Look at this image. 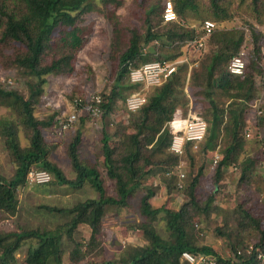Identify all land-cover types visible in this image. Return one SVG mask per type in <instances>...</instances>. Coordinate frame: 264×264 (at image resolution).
<instances>
[{
    "label": "rangeland",
    "instance_id": "374dc122",
    "mask_svg": "<svg viewBox=\"0 0 264 264\" xmlns=\"http://www.w3.org/2000/svg\"><path fill=\"white\" fill-rule=\"evenodd\" d=\"M162 1L86 0L89 12L85 13L82 26L90 29L91 34L86 45L77 54L75 71L69 77L46 76L43 97L33 109L34 117L42 122L48 121L53 113L62 116L68 112H75L76 121L64 134L58 135L57 122H51L42 130L43 142L49 150L48 160L61 170L66 179L73 180L75 173L67 155V148L79 133L78 159L82 164L98 171L107 197L116 198L117 193L115 182L107 177L103 164L102 133L106 132L109 136V145L120 151L126 133H135L132 117L136 119L138 115L136 112L128 113L123 101H118L113 106L110 115L97 120L92 119V116L82 108L94 94L105 95L110 91L118 58L126 49L131 35L144 34L146 11L150 8L155 9L151 19L152 24H156L155 21L160 19ZM170 1L172 3V0ZM194 4L196 8L187 11L180 19L184 25L198 28L204 19L215 20L213 16L215 9L211 0H194ZM215 4L230 16L227 21L221 22L219 27L236 29L249 26L264 37V0H215ZM162 27V24L154 25V30L164 32L166 28ZM62 30L63 28L56 29L52 35V45L46 49L43 63H49L63 52L58 41ZM162 42H154L153 47L157 54H179L180 48L176 45L161 46ZM261 44V48L264 49V39L261 40ZM151 48L148 47L147 52ZM212 48L209 44L198 58L197 65L191 69L187 68L183 82V99L187 104L176 109L185 115L191 105L193 112L199 113L207 125L211 118L209 105L201 95L193 76L200 72L201 65ZM23 51L24 48L17 43L0 42V87L27 98L28 85L34 80L13 64L14 57ZM261 84V80L256 79L257 99L263 94ZM153 89L143 90L147 98ZM137 90L140 88L137 87ZM213 100L218 110L225 109L227 98L223 94L217 93ZM11 110L10 107H2L0 119L18 126V143L21 148H27L29 132L18 124L16 115ZM246 116L249 119L248 124L253 125L247 131L244 130L234 156L220 168L217 166L225 142H219L218 150L208 148L206 151L204 141L196 151L186 147L184 154L176 157L177 160H174L175 156L168 150L163 154L144 151L143 157L149 158V163L143 160L140 162L144 173L140 180L142 188L134 190L124 206L106 208L95 241L90 240L91 231L86 224L78 225L70 236L63 233L59 243L61 264L118 262L128 247L147 245L146 238L139 230L141 225L150 223L139 212V201L145 193V188L149 187L153 192L150 200L153 208L164 207L176 211L189 201L188 188L194 179L197 180L195 198L200 208L205 206L209 197H212L207 213L192 211L190 232L195 246H208L221 257L233 259L236 252H243L248 246L259 243L261 232L264 230V126L254 128L257 115L253 107ZM247 133L250 134L249 137H246ZM249 144L250 148L255 150L254 155L247 152L246 147ZM249 160L253 162L251 170L241 179V167L248 164ZM217 168L220 170L219 175L216 174ZM15 170L16 163L6 149L4 137L0 135V177L8 181L14 176ZM178 170L184 174L180 182L182 189L177 187L178 178L175 173ZM167 171H171L172 174L167 175ZM15 193L18 201L16 214L14 216L0 214V235L7 237L29 230H52L58 226H65L70 217L52 210L69 209L85 200L99 197L89 184L80 189H73L66 185L59 186L53 179L41 185L31 184L26 179L25 184L17 188ZM247 210L259 222V228H255L245 218L242 211ZM151 225L160 238H168L162 220L157 219L151 222ZM262 238L264 240V236ZM35 245V240L25 239L14 253L10 264H25L29 248Z\"/></svg>",
    "mask_w": 264,
    "mask_h": 264
},
{
    "label": "trees",
    "instance_id": "16d2710c",
    "mask_svg": "<svg viewBox=\"0 0 264 264\" xmlns=\"http://www.w3.org/2000/svg\"><path fill=\"white\" fill-rule=\"evenodd\" d=\"M211 1L215 9L213 12L215 20H210L214 21L218 28L206 41L205 49L209 44L213 48L203 61L200 72L195 74L193 79L199 87L201 95L207 101L211 115L204 139L206 151L208 148L215 150L217 147L219 149V142H225L224 151L217 166L220 168L230 161V157L234 156L235 149L239 147L243 138L242 135L249 120L246 118L247 112L257 100L256 79L261 80L264 94V78H262L261 67V40L264 37L249 26L246 27L247 33L242 28L219 27V24L227 21L230 16L215 4V0ZM163 3L164 0L162 1L160 19L155 21L156 24H152L153 20L151 19L155 9L150 8L146 11L144 34L139 36L133 33L126 49L119 56L110 91L105 95L101 94L102 116L110 115L113 106L118 101L124 103L129 94L138 91L136 86L129 83L130 68L150 61L174 60L184 53L182 47L185 42L195 37V29L184 25L180 20L187 11L196 8L194 0H172L173 9L181 21L180 23L163 24ZM87 10L86 0H0V42H14L24 48L23 53L14 57L13 64L34 80L28 85L29 95L27 98L0 87V109L10 107L16 115L18 124L29 132V147L21 148L17 140L18 126L10 121L0 119V135L4 137L6 149L16 163L12 179L7 181L0 177V214L7 216L16 214L18 207L16 189L25 184L27 173L32 168L48 172L53 182L59 186L66 185L73 189H80L85 184H89L99 196L98 199L85 200L69 209L52 210L70 217L65 226H58L52 230L20 232L8 235L9 240L6 235H0V264H10L14 253L25 239L36 241V245L29 248L26 254L25 264H61L59 246L61 236L63 233L70 236L72 231L81 224H86L90 228V240L95 241L100 232L101 220L105 215L106 208L108 206H124L128 196L134 190L142 188L140 180L144 173L140 162L143 160L149 163V158L143 157V152L163 154L168 150L171 140L169 122L177 107L187 104V101L183 99V82L188 66L183 64L170 78L153 89L146 104L136 112L137 118L132 117L135 133H126L127 136L122 141L123 145L120 151L112 148L109 145L108 134L102 133L103 164L107 177L115 182L116 198L105 195L98 171L79 161L77 155V146L80 142L79 133L67 148V155L75 178L73 180L66 179L61 170L48 160L49 150L46 148L42 136V130L46 129L45 127H48L51 122H56L57 115L53 113L48 121L42 122L34 117L33 109L43 97L46 76L69 77L74 73L77 54L86 45L91 34L90 29L82 26L85 13L89 12ZM161 24L162 28H166L164 32L160 33L159 30H154V25ZM58 28H63L58 38L63 52L49 63H43V55L48 46L52 45L51 37ZM157 41H163L161 46L176 45L177 48H180L179 54H157L153 47L154 42ZM148 47L153 48L147 52ZM241 48L245 49L247 54L245 69L243 75L234 76L228 72L227 66L230 59ZM202 53L198 58L202 56ZM217 93H221L227 98V104L223 111L218 110L217 104L213 100V96ZM262 113L263 116L257 118L254 123V127L257 129L264 126V103ZM173 158L177 160L176 156ZM252 163L249 160L248 164L242 165L241 179L251 170ZM219 168L216 171L218 175ZM196 183L197 180L194 179L188 188L187 198L189 201L176 211L164 207L153 208L150 204L153 192L149 187H146L145 193L139 201V212L150 223L141 225L139 230L148 244L128 247L118 262L103 264H186L180 259L181 253L185 251L194 255H210L215 259V264H264V261L257 259L255 252L246 254V248L240 254L235 251L234 258L230 259L221 257L208 246L194 245L190 232V224L193 220L192 211L207 213L208 206L212 202V197H209L205 206L200 208L194 193ZM242 213L255 228H259V222L252 217L249 210L242 211ZM157 219L164 222L165 230L168 233L167 239L160 238L151 225V222ZM263 236L264 230L261 232V240L253 245V248L259 249L264 254Z\"/></svg>",
    "mask_w": 264,
    "mask_h": 264
},
{
    "label": "built area",
    "instance_id": "2783aa9c",
    "mask_svg": "<svg viewBox=\"0 0 264 264\" xmlns=\"http://www.w3.org/2000/svg\"><path fill=\"white\" fill-rule=\"evenodd\" d=\"M162 21L163 24L180 23L170 0H164L162 9ZM195 29V37L183 45V54L173 61H150L143 63L142 65L130 68L128 72L129 83L133 86L140 88V90L129 94L124 101L126 111L128 113H135L139 111L146 104V94L143 90L149 88H155L160 86L168 78H170L180 65L187 64L188 68H192L197 65L198 56L205 50L206 41L216 31L218 25L210 20L206 19L200 23L198 28ZM244 32H248V29L243 28ZM245 49L241 48L240 51L234 55L227 66V70L231 75L241 76L245 69ZM262 56V78H264V49L261 48ZM263 96L254 101L252 107L256 111V119L263 116ZM102 103V97L100 94H94L91 96L88 104L82 108L87 111L92 119L97 120L102 117V109L100 107ZM76 121L75 112H68V114L62 116H56V122L58 124V135L67 132ZM253 124H248V128ZM255 126V125H254ZM207 132V124L202 117L193 112L190 105L187 116L183 117L179 110H176L169 122V133L171 134V140L168 151L176 157L184 154L185 148L189 147L191 150L196 151L200 144L204 141ZM250 134L247 133L246 137ZM217 156H215L214 163H216ZM171 175L172 172L166 173ZM178 178L177 187L182 189L181 181L184 178V174L179 170L175 173ZM26 179L31 184L41 185L51 181V175L44 170L32 169L27 173ZM255 252L257 259L264 261V254L259 249L248 246L245 250L246 254ZM241 252H237L240 254ZM180 259L186 264H215V259L210 255L205 254H191L189 252H182Z\"/></svg>",
    "mask_w": 264,
    "mask_h": 264
},
{
    "label": "crops",
    "instance_id": "0c3cea01",
    "mask_svg": "<svg viewBox=\"0 0 264 264\" xmlns=\"http://www.w3.org/2000/svg\"><path fill=\"white\" fill-rule=\"evenodd\" d=\"M188 112V111H187ZM181 114H182V112H181ZM183 115V114H182ZM185 116H187V113L185 114V115H183V117H185ZM255 128V127H254ZM249 128H248V125H247V127H246V131L248 130ZM257 129V128H256ZM248 144V143H247ZM246 149H247V152L249 153V154H251V155H254V148H250V144L246 147ZM215 150H218V148H216ZM240 159V158H239Z\"/></svg>",
    "mask_w": 264,
    "mask_h": 264
}]
</instances>
